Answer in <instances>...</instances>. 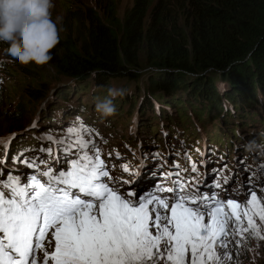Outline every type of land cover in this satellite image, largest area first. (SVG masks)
I'll return each mask as SVG.
<instances>
[{
  "label": "trees",
  "instance_id": "1",
  "mask_svg": "<svg viewBox=\"0 0 264 264\" xmlns=\"http://www.w3.org/2000/svg\"><path fill=\"white\" fill-rule=\"evenodd\" d=\"M95 3V8L72 15V23L87 24V29L79 30L76 38L71 31L60 35L59 43L50 50L49 62L57 82H94L79 86L72 94L67 89L61 91L60 101L83 94H76L80 91L106 97L109 87H122L121 83L132 81L136 86L127 87L130 92L140 82H146V94L141 96L138 109L143 119L164 113L170 119L169 126L181 131L176 123L186 125L193 116L195 121L191 124L202 130L209 125L213 130L215 123L222 124L228 115L234 120L220 126V132L230 129L235 136L241 133L254 137L257 128L264 124V116L258 112L264 103V0H159L154 6L151 0H134L122 19L115 17L113 0ZM102 5L110 6L105 15L100 14ZM173 8L185 23L173 21ZM149 17L150 21H146ZM140 53L146 65L141 64ZM158 67L167 71L143 72L145 68ZM5 69L2 66V72ZM173 70L177 71L170 74ZM187 73L205 74L186 83L190 79ZM219 83L225 88L222 94ZM70 86L74 87L72 83ZM48 91L41 80L35 87H28L24 95L34 106L46 99ZM151 95L166 101L160 103L158 111ZM128 99L125 94L113 103L128 113L136 112L126 105L124 100ZM2 102L0 97V106ZM23 107L17 103L13 112L5 109L3 113L10 120L8 127L23 123ZM54 110L49 108L50 112Z\"/></svg>",
  "mask_w": 264,
  "mask_h": 264
},
{
  "label": "snow or ice",
  "instance_id": "2",
  "mask_svg": "<svg viewBox=\"0 0 264 264\" xmlns=\"http://www.w3.org/2000/svg\"><path fill=\"white\" fill-rule=\"evenodd\" d=\"M79 143L84 151L78 158H70L68 149L64 156L50 155L60 165L56 171L41 160L43 169L26 162L36 174L9 170L4 179L0 173V264H186L189 251L191 264H220L214 246H223L219 238L229 219L237 225L247 220L237 232H255L254 215L264 221L255 191L243 214L236 201L227 200L231 216L215 193L177 192L175 185L164 189L174 202L155 194L135 200L131 191L122 196L102 182L110 177L100 155ZM169 207L171 215L162 214Z\"/></svg>",
  "mask_w": 264,
  "mask_h": 264
},
{
  "label": "rangeland",
  "instance_id": "3",
  "mask_svg": "<svg viewBox=\"0 0 264 264\" xmlns=\"http://www.w3.org/2000/svg\"><path fill=\"white\" fill-rule=\"evenodd\" d=\"M96 0H80V4L78 0H54V7L51 10L52 11V16L53 18H60V35L63 34L66 35L68 32H72L73 34V38H76V33L81 29H87V24H74L71 22L72 15L74 13L77 12H81L84 9H91L92 7L95 8ZM104 1V0H103ZM133 1L134 0H113V2L116 5L115 8V17L118 19H122V17L124 16L125 12L129 9L132 8L133 5ZM159 0H151L152 5H155L158 3ZM159 4V3H158ZM157 4V5H158ZM110 6H106V5H102L101 8V15H105L107 13V10L109 11ZM83 13V11L81 12ZM172 19L173 21H179L181 24L185 23L183 16L177 12V10H175V8L172 9ZM146 21H150V18H148ZM4 47H6V45H3ZM144 55L142 53L139 54V59L141 61L142 65H146L147 62L143 59ZM7 65H10V69H6L4 70V72H2V74L5 76V84L3 85V89L0 90V97H2V106H0V145L1 144H5L6 146V151H1L0 150V173L4 174V178H7V173L9 170H12L13 173H19L20 175H24V173L26 172V160H24L23 155H27L29 159L30 157H36V155H33V145L37 144L38 142H40L41 140H34V141H26V139H22L26 136H29L30 132H36L38 134L44 135V131H45V126H43L44 124V120L45 117L47 116V120H49L50 123H55L54 121L57 120V118H54L52 120L49 119V108L50 107H54L55 110L60 108V107H65L68 104H77V105H90L91 104V99H92V95L91 92L88 91H80V92H76V94L78 93H83L80 95H74L73 97H68L66 102H62L60 101V92L62 90L67 89L69 91V94H72L75 92V90L82 85H88L91 86L94 84L93 81H87L85 83H76L75 81H66L63 83H72L74 85V87H71L70 84H63L61 83L60 85L57 86L56 89H52L53 86H55V81L53 78V68L51 67L52 65L50 64V62L46 65H41V66H37V65H33V64H28V65H17V64H8V63H4V64H0V67ZM17 65V66H15ZM13 69H12V68ZM2 70V69H1ZM11 70V71H10ZM150 70V71H157L154 70V68H147L146 70H144L143 72ZM6 71V72H5ZM221 74V73H220ZM152 75H150L151 77ZM201 76V75H200ZM208 76V75H207ZM192 77H197V75H192ZM159 78V76H158ZM161 78V77H160ZM10 79V80H9ZM43 81L44 82V86H47L49 88V91L47 93V97L45 100L40 101L39 103H35L34 106L30 105V102L28 101V98L24 95V92L27 90V88H33L36 86V82L37 81ZM192 81V79H188L186 81L190 82ZM140 86H138L137 88H134L132 91L127 92L126 94L129 95V99L128 100H124L126 105L133 107L134 109L138 110L139 109V103L141 100V96H144L146 94V90H145V86H146V82H140ZM124 84L122 87L123 89H127V87L130 89V86L135 87L136 85H132L130 82H124L121 83ZM114 87H119V86H115ZM219 87V91L220 93H224L225 92V88L224 85L220 84L218 85ZM137 91V93H136ZM154 95L150 96V99L153 100V103L158 104V102H162L165 103L166 101L164 99H160L157 100L154 98ZM16 98V99H15ZM21 100V101H20ZM47 100V101H46ZM177 100V99H174ZM52 101V102H51ZM51 102V103H50ZM17 103H21L23 104L25 107H23V110L21 112L22 117L25 119L23 121V123H21L20 125L14 124L13 126L8 127L9 125V119L7 117V115H5L3 112H5L7 110H11L10 112H13L15 109V106ZM50 103V106H49ZM159 105V104H158ZM184 105H187L184 104ZM5 106L6 108H1ZM48 107V109L46 107ZM160 107V105H159ZM33 109V113H31ZM54 110V111H55ZM120 115H118L117 117H115V120L119 123V128L117 129L118 133L117 136H120V131L122 130V137L124 139H128L129 135L128 132L130 131V128L132 127V134L135 136V143L140 144L141 141H149L151 143V148L150 150L145 149L146 144H142V146L144 148H142V150H140L139 152H142L145 156L147 157H154L155 155L158 157H162L166 154L167 150H170L171 147L177 143L180 142V138L181 137H189L192 138L195 136L196 131L194 130H198L197 125L195 123H188L186 125L184 124H178L180 127H182V130L185 132H180L181 134L178 135V138L174 137L173 135H169L168 132L170 131L169 125H167L166 127H164L163 130V135L166 136L168 135V140L165 141L164 146L161 145L160 143V137L161 133L160 130L157 132H153L150 131V128H154L157 126V123L159 121L157 116L151 115L148 117L147 119H141V122L137 121V118L140 120L141 117H138V113H135V111L133 110L131 113H128L127 111H125L124 109H120ZM190 112H193V110H188ZM258 112L264 116V103L262 104V106L259 107ZM2 113V114H1ZM132 114V115H131ZM162 118L164 119V114L161 113ZM228 118H224L222 121V124H216V127L211 130V128H209L211 130V135L210 136H205V138H209L212 142H216L218 140L219 136H225L227 138V143H226V147H229L231 145L230 143V137H231V133L230 131H219L220 130V126H222L224 123H226V121H232L234 119H229V116L227 115ZM67 117L63 118L64 120ZM146 118V117H144ZM62 119V122H64V120ZM150 119H152V121L154 120V123L151 122L152 127H147L150 124ZM195 119L193 118V116L191 117L190 122H194ZM137 123V124H136ZM112 126V125H111ZM50 127V125H49ZM110 127V126H109ZM204 129H207V126L204 127ZM87 130V129H86ZM213 131H216L215 133ZM225 132V133H224ZM85 134H87V131H85ZM53 135V134H52ZM163 135L161 137H163ZM199 136V135H198ZM44 137V136H43ZM212 137V138H211ZM45 138V137H44ZM51 138V137H50ZM156 138L160 139V140H156ZM199 139H201V137H197ZM204 138V137H203ZM55 139V140H54ZM54 139L51 138L52 142H56L58 140L57 135H54ZM242 142H240L238 145L244 146L246 144V142L250 141L249 139H241ZM7 141V142H6ZM188 141H192V143L196 144L194 142V139H188ZM196 141V140H195ZM6 142V143H5ZM30 143V144H29ZM172 144V145H171ZM30 145L28 148H24L22 146H28ZM104 144H102L103 146ZM162 146V149L159 150V146ZM158 146V147H157ZM18 147V152H20V148L23 151V155L18 156L19 160H17L16 162H12L11 161V153L15 152L16 148ZM52 147H54V153L50 152L47 156L48 161L46 159H44L45 153L42 155V157H40V159H43V161H47L48 163L52 162V164H54L53 160L50 159V155L51 157H56V156H64L62 152H60L59 150L61 149L60 147H55L52 144ZM262 149V148H261ZM261 149H258L259 151ZM106 151H109V149H106ZM143 150H145L143 152ZM98 152V149L95 151ZM154 152V153H153ZM164 153V154H163ZM198 154L196 153V156ZM262 155H264V152L262 153ZM139 156V154L137 153V157ZM137 157H134V160L137 159ZM4 158V160H3ZM33 160V159H31ZM147 161L149 159H146ZM22 161V162H21ZM24 161V162H23ZM40 161V160H39ZM146 161V163H147ZM123 161H120L118 163H121ZM67 164L63 165V167L65 168ZM44 166V164L42 165ZM60 167V165H58V168ZM141 168V167H138ZM33 172H35V169H32ZM207 182L210 183V181L207 179ZM256 228H258V224L255 223ZM254 232L249 230L246 231L245 234L251 238L252 234ZM166 255V253H165ZM237 259L231 263V264H264V233L260 234L257 238H251V243L247 246H244L240 249ZM159 264H164V260L161 259ZM189 264H191V254H190V260H189Z\"/></svg>",
  "mask_w": 264,
  "mask_h": 264
},
{
  "label": "clouds",
  "instance_id": "4",
  "mask_svg": "<svg viewBox=\"0 0 264 264\" xmlns=\"http://www.w3.org/2000/svg\"><path fill=\"white\" fill-rule=\"evenodd\" d=\"M53 7L54 0H0V64H33L41 66L49 63L52 59L50 50L56 47L60 39V18H53L51 11ZM3 45H6V47ZM5 67L8 66L4 65ZM1 69L2 67H0L2 81L0 82V90L3 89L5 84L3 83L5 82V76L2 74ZM153 73L155 72L153 71ZM130 83L135 85L132 81ZM92 91L95 92V88ZM95 94L91 93L93 96L91 101L96 99L93 105L95 111L101 117L106 118L112 116L116 111L113 100L116 97H123L126 94V90L120 87H109L106 97L98 95L94 97ZM69 105L71 104L60 107L53 112H64L67 110L66 113L68 114L70 112ZM46 108L48 109V107ZM135 113L140 114L138 110ZM138 117H141V120L142 114L138 115ZM263 136L264 127L255 132L252 141L246 142L244 146H237L242 151L245 149L252 153L262 148L257 153L259 154L264 150V145H262L264 143ZM176 145L179 150L181 141ZM249 166L255 173L264 172V166H261L258 162H253ZM262 198H264V195ZM262 205H264V201H262ZM253 222L258 224V228H256L251 238H257L264 233V221H260L259 217L254 215ZM227 232L228 229L226 228L224 236L219 238L223 240V246L221 247L217 243L214 247L219 256L229 258L230 262L228 264H231L237 259L235 256H238L240 249L251 243V238L245 234L246 231H241L239 237H236L237 241L232 243V239L225 238Z\"/></svg>",
  "mask_w": 264,
  "mask_h": 264
},
{
  "label": "bare ground",
  "instance_id": "5",
  "mask_svg": "<svg viewBox=\"0 0 264 264\" xmlns=\"http://www.w3.org/2000/svg\"><path fill=\"white\" fill-rule=\"evenodd\" d=\"M149 13L150 12H148V16H150L149 15ZM15 66H17V65H15ZM9 67H10V65H9ZM12 68V67H11ZM14 68V67H13ZM12 68V69H13ZM5 69V68H4ZM10 69V68H9ZM6 70V69H5ZM7 71V70H6ZM5 71V72H6ZM11 71V70H10ZM75 81V80H74ZM64 84H67V85H71V83H64ZM62 85V84H61ZM55 86H57V83H55ZM140 86V85H139ZM98 91H100V90H98ZM16 99V98H15ZM21 101V100H20ZM47 101V100H46ZM158 105H156V107H157ZM43 107H46V106H43ZM155 108V107H154ZM120 110V108L118 107V111ZM132 115V114H131ZM84 116H86L84 113L83 114H81V117H80V119H83V117ZM151 122H153L152 121V119H151ZM154 123V122H153ZM112 125L111 123H107V122H105V123H103L102 124V122H101V119L99 120V122L95 125V130H94V136H98V134L100 133V129H104V128H108L110 125ZM137 124V123H136ZM264 127V124L263 125H261L260 126V128H257V130L258 129H261V128H263ZM256 130V131H257ZM87 131V130H86ZM154 131V130H153ZM229 131H230V129H229ZM230 133H231V137H230V143H231V145H238L240 142H242V138H246V139H249L250 141H252V138L253 137H251V136H245L244 134H241V133H239L237 136H235V134L233 133V132H231L230 131ZM159 137H160V143H162V141H163V138L159 135ZM225 139H227L225 136H223V137H221V140L222 141H225ZM263 139H264V136H263ZM203 142H207L208 144H210V141L208 142V141H206V140H202ZM226 141H228V140H226ZM32 142V141H31ZM214 143V142H213ZM263 143V142H262ZM30 144V143H29ZM39 144H42V143H40L39 142ZM142 144H146V149H149L150 147H151V144H150V142H143L142 141ZM172 145V144H171ZM262 145H264V143L262 144ZM106 149H109V147L108 146H106V145H103ZM158 146H160V145H158ZM157 146V147H158ZM20 152H23L22 151V149L20 148ZM96 150H93V152H95ZM145 150H143V152H144ZM117 152H120L121 153V151L118 149V150H116L115 151V153L113 152V151H111V149L109 150V151H107V152H104L105 154H107V156L108 157H110V156H112L113 154H115L114 156H112V165H111V167L113 168L114 166H115V164H117V168L116 169H118L123 163H124V158H120V159H117L118 158V154H116ZM259 152V150H255V151H253V154H257ZM117 156V157H116ZM261 156H263L262 154H260V156H258V157H261ZM134 157H137V153H135V156ZM28 157H26V158H24V160H26ZM254 159H257V158H254ZM120 161H123V162H121V163H118V162H120ZM22 162V161H21ZM24 162V161H23ZM110 162H111V160H110ZM189 167L187 166V169H188ZM235 171H237V170H235ZM239 172H241L242 170H238ZM113 173V172H112ZM112 173H110L109 174V176L112 174ZM30 174V173H29ZM28 174V175H29ZM234 176V173L232 174V177ZM108 179V177H106V178H102V182H105L106 180ZM161 179H164L163 177L161 178ZM231 182H232V178H231ZM178 184H179V182H178ZM164 189V184H163V182H161V183H158L157 185H155V187L153 188V192H154V194L155 195H157V194H159L162 190ZM206 190V189H205ZM204 190V191H205Z\"/></svg>",
  "mask_w": 264,
  "mask_h": 264
},
{
  "label": "water",
  "instance_id": "6",
  "mask_svg": "<svg viewBox=\"0 0 264 264\" xmlns=\"http://www.w3.org/2000/svg\"><path fill=\"white\" fill-rule=\"evenodd\" d=\"M157 67V66H156ZM159 68V67H158ZM154 70H157L158 71V73H161V72H165V71H167V70H165V69H162V68H159V69H156V68H154ZM177 70H173V71H171L170 72V74H173V73H175ZM153 72V71H152ZM209 74H212L213 73V71H207ZM205 73H201V74H188L187 73V75H186V77L187 78H190V79H193V78H195V77H192V75H197V76H200V75H204ZM54 78V81H55V83H57V85H59V84H61V83H59V82H57V77H53ZM56 88V86H53L52 87V89H55ZM43 101V100H42ZM40 102V101H39ZM38 102V103H39Z\"/></svg>",
  "mask_w": 264,
  "mask_h": 264
}]
</instances>
